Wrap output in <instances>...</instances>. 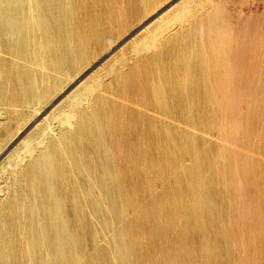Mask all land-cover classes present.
<instances>
[{"label":"bare ground","instance_id":"obj_1","mask_svg":"<svg viewBox=\"0 0 264 264\" xmlns=\"http://www.w3.org/2000/svg\"><path fill=\"white\" fill-rule=\"evenodd\" d=\"M168 1L0 0V143ZM143 29L20 140L0 264H264L240 226L242 184L264 186V0H180Z\"/></svg>","mask_w":264,"mask_h":264},{"label":"rangeland","instance_id":"obj_2","mask_svg":"<svg viewBox=\"0 0 264 264\" xmlns=\"http://www.w3.org/2000/svg\"><path fill=\"white\" fill-rule=\"evenodd\" d=\"M179 1L180 0H170V1H168L170 4L167 2L165 4V6L163 5L156 12L152 13L153 15L150 14L148 17H146L144 20H142L140 22L141 24L138 23L137 26H135V28L133 27L134 29H131L129 32H127L126 34L122 35L120 37V39L118 38L117 39V42L115 40L112 43V46L107 51H104L103 52V55L99 56L98 59H96L95 61H93V63L91 64V66L93 64L94 65L92 67L89 66V67L85 68L79 74L80 76L78 75L74 79V81H72L67 87H65L61 91V93H59L57 95V97H54L52 99V101H49L40 110L39 114H41L43 116L45 114H48L51 111L50 108L53 107L56 104V102H58L63 96H66L65 94H69L68 92H71L70 90H73L76 87V84L78 86L84 80H86L87 78H89L94 72H96L110 58H112L113 56H115L119 52V50H122V48L125 47L130 40H132L133 38H135L136 36H138L144 30L143 29L144 27L146 28L149 25H151L154 22V20H156V18H158L159 16H161L163 13H165L167 10H169L174 5V3L177 4ZM162 10H163V12H162ZM109 50H111V51H109ZM262 50H264V48ZM107 56H109V57L107 58ZM85 71H87V72H85ZM74 82H75V84H74ZM71 86H72V89H71ZM48 110H50V111L48 112ZM32 115H33V116H31L32 118L30 117L29 120L25 124L22 125L23 127L19 128L17 132H16V130L14 131L12 137L7 138L5 141H3V142L0 143V190L3 189L5 180L11 174V171L10 170L12 168H14V167L16 168V166H18L19 164H22L21 163L22 162L21 159L23 158L24 154L22 153L21 147L19 149V146H20L21 142L31 132H33L36 129H38V127L41 124L40 123L41 122L40 121L41 120L40 119V116L41 115L40 116L39 115H36V114H34V112L32 113ZM36 126H38V127H36ZM42 126H44V124ZM20 140H22V141H20ZM253 156H255L256 158L259 157V158H261L264 161V156L256 155V154L255 155L253 154ZM257 179L258 178H256L255 175H251V177H250L251 185H249V184L247 185L246 183H243L242 184L244 186V187L242 186L243 189H244L243 193H245V194H242L244 196V199L243 200H244V203H245L246 208H248V211H247V214L246 215H248V218L251 221V223L249 225H247L248 227H245L244 225H240V226H241V229H244V231H246V233L248 234V236H250L251 238H253V236L255 234H261V233L264 232V219H263V217H264L263 216L264 215L263 214V212H264L263 211V209H264V206H263L264 205V201H263L264 200V193H263L264 192V186L262 185V182L259 179L258 180ZM262 186H263V188H262ZM248 191H249V193H248ZM251 199H252V201H251ZM253 201H255L254 204H253ZM252 207L255 208V211H254V209ZM260 207H261V210L262 211L260 210ZM253 219H254V221H253ZM257 224H261L262 227L261 228H256V226L254 227V225H257ZM256 260H257V256L256 255L254 256V255H249L247 253H244L243 254V260H242L241 264H248V262H250L249 264H257V261Z\"/></svg>","mask_w":264,"mask_h":264}]
</instances>
